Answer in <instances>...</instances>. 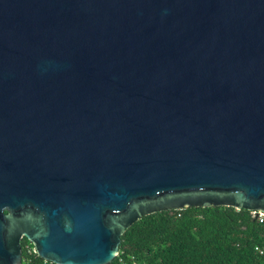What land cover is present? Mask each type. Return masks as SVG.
I'll return each mask as SVG.
<instances>
[{"label": "water", "instance_id": "1", "mask_svg": "<svg viewBox=\"0 0 264 264\" xmlns=\"http://www.w3.org/2000/svg\"><path fill=\"white\" fill-rule=\"evenodd\" d=\"M192 205L264 214V0H0V264Z\"/></svg>", "mask_w": 264, "mask_h": 264}, {"label": "trees", "instance_id": "2", "mask_svg": "<svg viewBox=\"0 0 264 264\" xmlns=\"http://www.w3.org/2000/svg\"><path fill=\"white\" fill-rule=\"evenodd\" d=\"M255 247L264 251V222L250 210L192 205L142 215L122 233L108 264H264ZM21 251V264H54L25 237Z\"/></svg>", "mask_w": 264, "mask_h": 264}, {"label": "built area", "instance_id": "3", "mask_svg": "<svg viewBox=\"0 0 264 264\" xmlns=\"http://www.w3.org/2000/svg\"><path fill=\"white\" fill-rule=\"evenodd\" d=\"M251 214H252V216L257 217L259 222H264V214L262 212L251 210ZM255 249L258 250V252L260 254L264 255V251L261 248L255 247ZM30 251H31V249L29 248L28 252H30Z\"/></svg>", "mask_w": 264, "mask_h": 264}]
</instances>
